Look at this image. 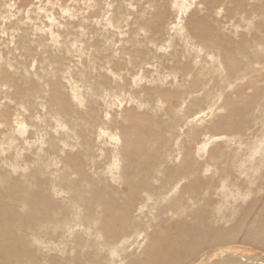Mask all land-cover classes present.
Masks as SVG:
<instances>
[{"label":"bare ground","instance_id":"obj_1","mask_svg":"<svg viewBox=\"0 0 264 264\" xmlns=\"http://www.w3.org/2000/svg\"><path fill=\"white\" fill-rule=\"evenodd\" d=\"M195 1L198 3L196 4ZM245 1L247 0H201V1L175 0V2L172 1L174 2L173 6L178 7L179 11L177 12H179V16L182 18L183 16H186V18L185 20H183L184 23L182 24H180V20L177 21V24L175 26L173 25L170 31L173 29V32L180 37L181 39L180 42L184 41L183 43L187 45L191 42H195V43L198 42V45L193 44V45H197L195 49L200 50L201 47L206 49V51L208 50L210 53H213L209 57L213 61H215V59L217 58L216 64L219 60L218 58H220L219 55H223L225 57V61L224 63L218 64L219 66L217 65V67H219L217 71L221 72L222 75L224 74L223 75L224 77L221 76V80L225 81V79H227L225 82L228 83L232 82L231 79L232 77L229 78L230 80L228 79V76H230L228 74H230L231 72L233 74H236L235 76L236 78L238 77L239 72H243L247 68L249 70L254 69L250 67L251 66L250 64L257 62H261V64H264V55H262L264 54V44H263L264 31H262L264 27V23L257 24L255 23V21L257 20H253L254 21L253 23H255V25L254 24L252 25V22L250 21L249 18H247V20H245L246 19L245 18L244 21L242 18L241 19L242 21L240 20L243 23L242 28L245 29L248 28V30H251L249 28L252 27L254 29L253 31L256 30L255 31L256 37L254 34L253 36H251V39L247 41L246 39H243V41L240 39L236 43L235 51H230L226 49L221 44L220 39L215 38V35L217 33H220L224 29H228V28H233L231 30L240 29V24H239L240 21H237L235 19H238L242 16L243 17L252 16L255 17V19H257L256 15H259L256 14L257 11H260V14L262 13L264 15V5L262 6L264 2H260L261 3L260 5L251 3L252 5H250V7L248 8L249 6L248 4L251 1L248 2V4ZM145 5L148 4L146 3ZM192 5L193 7H196L195 8L196 11H190L189 13V9ZM202 5H204V9H202L203 7ZM156 7L159 9V13H160L159 15L158 13L156 14L166 19L167 16L166 8H168V5L165 4V2H163L160 3L159 5H155V8ZM148 9H152V8H148ZM172 9L173 8H171L170 10ZM213 9L215 11L217 10L216 14L219 15L221 20H218V22H216L215 20H211V19L209 20L208 17L206 16L201 17L203 14L207 15L205 10L212 11ZM219 9H221V11ZM200 10H203L204 13L200 12ZM156 14L155 16H153V14L152 15L150 14L148 16H153L156 18L157 16ZM27 19L30 21V18H26V20ZM147 22L149 23V21ZM161 22L164 23L163 21H160V23ZM262 22L264 21L262 20ZM145 24L146 26L148 25L147 23ZM147 28H148L147 30H149L150 27ZM141 29H139L140 32L144 28L142 30ZM185 33L187 35L188 34L191 35L193 38L188 37ZM153 34L151 36H153ZM251 41L253 42V45ZM167 45H168L167 47L171 48L169 44ZM187 45H185L184 47H188ZM219 46L222 48L218 49ZM190 48L193 49L194 47H190ZM169 56L171 55L169 54ZM191 57H193V55ZM171 58H173V56H171ZM180 64L182 63L180 62ZM255 71L257 72V70ZM197 72L200 74L199 71ZM256 72L255 75L257 76V74L260 72H258L257 74ZM243 74L245 75V73ZM247 75L245 77H247ZM243 76L241 75L242 78ZM204 77L206 78V76ZM247 78L249 79V77ZM248 79L246 81H248ZM156 80L158 81V79ZM255 80H256L255 82L257 83V79ZM234 81H237L238 83L240 82V80H235V79ZM12 82L13 81L11 80L10 84ZM192 82H194L193 84H195L194 87L195 89L193 88V90L191 91L192 94H200L199 92L204 93V90L206 88L202 89L204 86L201 83L202 81L200 77H195L192 80ZM258 84L260 83H257L256 85ZM262 84L264 85V81ZM229 85H225V86H229ZM10 86H12L11 88L9 87L10 89H15V90L16 88L19 89L17 83H12ZM231 86L232 89L230 90L232 91L234 89H238L237 86L236 88L234 87L233 82ZM242 87L243 84L242 85L240 84L239 88ZM226 88L227 90L229 89L228 87ZM78 89L77 92H80V89L79 91ZM215 89L217 90L218 88ZM21 90H23L24 93L25 91H28L29 88L21 89ZM75 90L76 89L72 91L73 93L71 92L72 95H70V97L73 99V101L75 100V102L76 101L78 102V99H81L82 97L78 98ZM238 91L240 93V89H238ZM32 92L34 91L32 90ZM211 93L213 94V92ZM239 93L237 94L239 95ZM241 93L246 94L244 91H242ZM242 94H240V96ZM251 94L252 93L250 92V95ZM153 95L155 96V94ZM28 96L29 95H27V97ZM173 96H174L173 100L175 99L176 102H178V104L175 106L171 105L173 101L172 99H170V96L169 98L168 96H163L164 99H162L163 101L167 102V106L165 108L166 111L164 112L170 114L168 126L163 124L162 121L160 120L156 121V117L155 119L152 120L150 119L151 116L148 118V116L144 115L145 117L144 118V117H140V115L136 114L134 111H128L125 113L122 123H119L121 124V126H119L120 134L114 133L113 136L112 134L109 135L108 133L106 134L101 133L100 137L102 138L105 137L109 141V143L106 142V144L107 143L110 144L113 141L119 142L116 143V145H113L114 147L111 146L112 144L110 145L107 144L108 146H111L113 148L112 149L109 148L111 154L109 155L111 164L110 162L107 163L106 168H104L105 166L101 167L98 164L97 166L95 165V167H93V169L95 168L96 171L91 173V167H89L90 163L83 165L82 161L79 159V155L77 154H79L80 152L76 153L75 155H67L69 153L66 154V152H64L63 156L62 153L61 156H58L59 160L58 157L55 155V158L49 159L46 163L39 164V166L36 165L37 168L40 167V165L41 166L43 165L44 171L46 172L49 171L48 169L50 166H52L53 168V166L57 167L59 165H61L66 169L72 170V172L69 173L70 175H68V177L64 173H62L61 179L58 178L59 176L57 178H54L52 177L53 176L52 175L51 178H49L50 182L45 180L44 184L49 183L48 184L49 188L47 190L43 189L44 191H46V194L49 192V190H51L52 187H58L59 189H54L55 191L53 190V192H55L56 194H52V196L50 195L48 196L45 194V192H40L41 188L39 187L38 189L36 186H35L36 189L40 191L34 193L33 192L34 189H32V187L29 185L31 184L29 183L31 181L30 176H28L26 180L25 179L19 181L17 180L18 182L16 183L10 184L11 183L10 181V183H8L6 186H3L4 189L1 187L2 190H5L10 184L9 188L7 189L8 190L11 189L12 191L15 190V192H13L15 194H12V191L10 193L12 194L13 199H17V200L20 199L22 200V202H28L31 204V206H29L28 204L22 206V208L20 209V213L22 214L16 213L18 212L16 210L15 212L13 209H9L10 210L8 214L9 216L6 215L7 217L4 216L5 218L0 217L3 218L1 221H3L4 223V224H0V230H1L0 252L2 253L1 246L10 245L12 249H9V252L10 254L13 255V256L11 255V257H14L15 259L14 262H17L14 264H23V263L39 264L41 258L43 259V260L41 259V261L44 264H62L64 263V261H66L67 264H70L68 259H70L71 257H69V255L70 256L73 255L78 250V247H80L81 250L80 253H82V255L85 256L86 260L87 258L89 259L88 261L82 262L85 264H184L190 262V260L196 256H198V260L200 258V260L196 264H264V254H260V252H264V139L259 140L260 138H258L257 136L252 138L251 137L252 132L250 133V137H249V135L248 134L246 135V133H249L250 130L247 131L245 127L246 120L252 121L254 118L256 119V115H258L259 117L262 116V121H263L264 86L258 88L257 92L249 96L248 99L239 100L240 96H237L239 100L238 103L236 101L237 99L231 101L232 99L230 98L231 100H229L228 95H227L228 98L223 97L224 98L222 101L223 110H226V112H230V114L227 113L228 115L237 117L239 113V116L237 120L235 118L236 121H231V122L224 121L225 119H227L228 115L220 119L218 118L217 123L216 124L214 123V125L210 127V128H215L218 132L222 131L221 133H223V131L227 132V135L229 136V137L227 136V138L223 140V142H225L224 144L226 145V147H224L226 148V150L222 149L221 150L222 152L219 149L220 147L215 146L213 149L210 148L212 140H214L211 137L214 138V135L204 136L203 142L201 144L198 143L200 146L198 145L199 147L197 149L193 148L192 144L190 143L191 140L188 143H185V141H183V146L182 145L179 146L178 144L175 143L176 141H174L172 138L176 146L175 151H177L174 157H172L171 152L173 151L172 150L173 148L171 150L167 148L169 146L165 132L169 134L168 130H171L173 128V122L175 123L177 121V116L180 115L177 110L181 111V113H183V111L185 110L184 107L185 104L181 93L180 95L175 93V95ZM233 96L231 95L230 97ZM241 97H243V95ZM55 98H57V96ZM194 99H196V97ZM159 100L161 101L160 97ZM68 101L67 100L62 101L64 105L62 106V112L66 113L67 116L69 114H72L70 116L76 115L75 116L76 118H71L72 119L71 121L73 120L78 121L80 119L81 122L80 124L83 127L82 128L83 130L79 136H76V134L73 136V140L75 141L73 147L77 146L80 150L81 149H84V151L88 150V152H86L84 156L86 159H88L90 158L89 152L91 151V148L94 147L92 146L91 142L89 143V141L87 140V134L90 135L91 132H94L95 129L94 124L88 121L89 116L87 117L85 112L83 113L80 112L78 108L74 106L72 108L73 102L72 105L69 106ZM76 104L77 106L79 105L81 107L80 102ZM19 105L21 107V103H19ZM234 105H236L237 107H234ZM191 106H197V104H193V105L190 104L189 111H191L192 108ZM70 108L72 109L69 110ZM182 108H184L183 111ZM23 109H21V111ZM73 113L75 115H73ZM191 113L190 115H188V112L184 111L185 114L184 117L186 119L184 128L190 126L191 123H196L197 121L202 120L200 117L192 118L194 116ZM48 114L45 115V117L46 116L48 117ZM121 116L123 115H120V117ZM212 116H214V114H212ZM38 118L40 119V117ZM58 118L60 117H58L57 114L54 115V117L52 118L56 122L57 126H59L57 122ZM83 118L85 119L87 118V120H84ZM4 120L5 121L7 120V116ZM14 123L17 126L13 128L14 129L13 135L10 136L8 139L10 148L11 145H13L14 141L16 140L15 137L20 136L21 133L26 130L25 125L24 126L22 125L23 123L22 120L21 122H19L17 119H15ZM170 123L172 124L170 125ZM144 124L145 126L140 128ZM260 124L262 125V122ZM5 125L6 124L4 123V126ZM253 125H255V123ZM62 126L63 124L59 129H62ZM66 126L64 127L66 128ZM34 128L36 127L34 126ZM159 128L163 130L161 131ZM166 129L168 130L166 131ZM191 129L193 130V128ZM98 130L99 132L102 131L100 128H98ZM257 131L256 134L259 137L262 136V138H264V126L262 127L260 126L259 129H257ZM186 132L188 134L192 133L190 131V128ZM235 132L238 134H235ZM64 134L66 133L63 132L62 135ZM93 134L94 133H92V135ZM179 134L182 135L181 138H183V135H185L180 128H179ZM79 137H81L80 140H77V138ZM193 137L196 136H194L193 134ZM94 139H95L94 141L96 142L97 141L96 136ZM43 141L44 140L41 139V140H37L36 142L25 143L28 146V149L29 148L35 149L33 153L36 160V161L33 160V162L35 163L39 162L38 159L40 158L42 153H44V151H42L41 149L42 144L45 142ZM120 141L123 143L122 144L123 152L126 151L127 153L128 150L130 152H132L133 150L135 151V154L137 153V155L133 157H127L125 159L126 164L124 163L125 165L123 169L121 168L122 162L119 163V159L121 156L118 154V147ZM63 142L64 141L60 140V143L63 144ZM64 145L63 147H65ZM193 145L196 146L197 144H193ZM67 146L69 145L66 144V147ZM15 148L16 147L13 148L14 151H16ZM54 150H56V148H54ZM141 152H143V155L139 156L138 153L140 154ZM100 154L102 156V152ZM92 156L94 155L91 154V158ZM170 156L172 157V159H175V157L177 156L175 160L177 162L174 163V165H169ZM13 165H15L14 162ZM13 165L11 164V167H13ZM112 169H114V172L120 170V173L119 175H117L116 172L114 177H112L114 174L110 175L112 180L111 182L116 180L118 184L121 180H124L123 184L126 188L125 191L122 192L119 188H115V187L110 188L112 183L108 185L109 178H107V175L109 177V173L110 174L113 173L110 172L112 171ZM38 170L40 171L41 168H39ZM123 170L125 172L124 175H123ZM35 171L36 170L34 167V172ZM71 175H73L72 176L73 178L71 177ZM67 191H70L69 192L70 194H68ZM256 191L257 192L261 191L262 195L256 197V195H254V192ZM185 194H187L188 196L187 195L185 196ZM9 196L10 195H8L7 197L1 196L0 202L7 200L12 201V197ZM59 196H64V198L65 196L66 197L71 196V199L68 200L64 199V201H67L65 202L66 204L64 205L60 202V200H57ZM176 196H179L178 198L179 200L176 198ZM181 196L183 200L180 198ZM60 199L62 200V198ZM70 202L72 203V205L69 204ZM56 207L58 209V212L54 213L53 210ZM93 207L94 209L99 208L101 210V212L97 210L95 211L97 215L106 216L102 222V227L104 228L103 230L105 231V234L104 235H100V233L93 234L88 229H84L81 226H79L81 228H78L79 233H77L76 235L72 234L70 224L73 225L74 227L76 223H81V219H83L84 214L86 213L88 214ZM26 210L27 212H25ZM104 210L106 211L103 212ZM53 213L56 215H53ZM57 214L60 215V219L62 220L59 219ZM62 214H64L65 216ZM183 216H191L190 217L191 219L189 218L186 221L183 219L184 218ZM41 219L47 220L48 226L46 228L47 229L46 231H41L42 229L39 230L38 229L39 226L38 228H36L37 223L40 222L39 220ZM160 219H162V221L165 223V225H163L165 226V228L159 225ZM69 220L71 223H69ZM230 220H234V224L232 225V227L231 226L227 227L226 225ZM27 223L32 225L29 226L28 224V226L32 228L31 231L33 230L35 235L32 241L33 244L32 246L33 247L41 246L43 249V252H41L40 253L41 255H39L41 257L38 256L35 259H34L35 255L33 253L35 251L32 252V255L29 254L30 250L28 249L29 248L27 246L28 244L25 242L22 236L20 237L15 236V234L18 233V228L22 224H27ZM151 224H156L160 226L159 232H154L152 234V239H151L153 242L146 244L147 240H149L148 229L149 227H151ZM20 231L22 232L23 230ZM170 231H172L171 235H174L176 237L174 238L176 239V241L168 240L170 238L168 237L170 235ZM40 234H44L46 239L49 238L55 239V243L59 242V246L60 244H63L62 251L61 250L57 251V248L59 247L58 244L56 246L55 243L54 244L51 243L50 240L47 242L45 240H44L45 242L44 241L42 242V240L39 241L37 236ZM76 238L77 241L75 240ZM236 243H239L238 245L239 249L236 246H234ZM48 244L49 245L53 244V245L49 247ZM164 245H166L168 249ZM52 247L53 249H51ZM214 247H218V248H215V250H210L211 251L210 253L205 252V250L213 249ZM247 247L249 248L251 247L250 249L251 252H249L250 250H248ZM254 251H256L257 253L253 254ZM57 252L60 253L59 256L57 255L58 254ZM202 252L206 254L203 255ZM238 253H240V255ZM78 254L79 253H77V255ZM55 255H57L58 257H56ZM8 259L10 258H7L5 256V264H11L9 262L7 263V261H9ZM73 262L75 263L74 260ZM82 263L77 262L75 264H82Z\"/></svg>","mask_w":264,"mask_h":264},{"label":"rangeland","instance_id":"obj_2","mask_svg":"<svg viewBox=\"0 0 264 264\" xmlns=\"http://www.w3.org/2000/svg\"><path fill=\"white\" fill-rule=\"evenodd\" d=\"M161 1L165 2V4L168 5V8H166L167 11L166 19H164L161 16H158L160 14L159 9L157 7H156L157 9L155 8V5H159L160 3H163ZM172 1L175 2V0H103V1L102 0H86V1L85 0H47V1L46 0H0V73H3L0 74V129L2 130V131L0 130V162H1L0 163V182H1L0 198L1 196L7 197L8 195H10L9 197H12V201L7 200V201H3L4 203L2 201L0 202L1 205L0 209L2 208L0 211V217L5 218L9 216L8 215L10 211L9 209H13L14 211L16 210L18 211V212L15 211L16 213L22 214L20 213V209L22 208V206H25L26 204L31 206V204L28 202H22V200L20 199L19 200L13 199L12 194H15L13 193L15 192V190L12 191L11 189L9 190L7 189L9 188L10 184L16 183L19 180H23V179L26 180L27 177L30 176L31 181L29 183L31 184L29 185L32 187V189H34L33 192L34 193L39 192L40 190L38 189L40 187L41 188L40 192H45L46 194V191L44 190H47L49 188L48 182H50L49 178H51L52 175H53L52 177L54 178H57L59 176L58 177L59 179L62 178L61 177L62 173H64L67 177L68 175H70L69 173L72 172V170L66 169L61 165L57 167L53 166V168L52 166H50L51 168L49 167L48 169L49 171L47 172L44 171L43 165L42 166L40 165V167L38 168L36 167V165L39 166V164L46 163L49 159L55 158V155L58 157L61 156L62 153L63 156L64 152H66V154L69 153L67 155H75L76 153L80 152L79 154H77L79 155V159L82 161L83 165L90 163L89 167H91V173L96 171L95 168H94L95 170L93 169L95 165L97 166L99 164L101 167L105 166L104 168H106L107 163L110 162L111 164V160L109 158V155H111L110 149L114 147L113 145H116V143L119 142L113 141L112 143H110L112 144L111 146L113 147L108 146L110 145L108 144L109 143L108 139L105 137L102 138L100 137V135L101 133L104 134L108 133L109 135L112 134L113 136L114 133L120 134L119 126H121V124L119 123H122L126 112L134 111L136 114H139L140 117H144L145 115L148 116L149 118L151 116L150 119L152 120L155 119L156 117V121L160 120L162 121L163 124L168 126L170 114L164 112L166 111L165 108L167 106V102L162 100L164 99L163 96H168V98L170 96V99H172L173 101V102L171 101L173 103V104L171 103V105L175 106L178 104V102H176L175 99L173 100L174 98L173 95H175V93L180 95L181 93L185 104L184 111L188 112V115H190V113L192 112L191 114L194 116L192 118L200 117L202 119L201 121H197L196 123H191L190 126L184 128L185 120H186L184 117L185 115L183 111L184 108H182L183 113L177 110L178 113L180 114L179 116H181L182 118L177 116V121L175 123L173 122V128L171 130L166 129V131L167 130L169 131V134L165 132L169 146L167 148L170 150L173 148L172 149L173 151L171 152L172 157H174V155L177 153V151H175L176 150L175 143L178 144L179 146L180 145L183 146V141H185V143H188L191 140L190 143L192 144L193 148L197 149L200 146L199 144L203 142L204 136L207 135L208 136L214 135V138L211 137L214 140H212L210 148L213 149L216 146V147H220L219 148L220 151L222 149L226 150V148H224L226 147V145L224 144L225 142H223V140L227 138L228 136L227 132L223 131V133H221L222 131L218 132L215 128H210V127L213 126L214 123L215 124L217 123L218 118L220 119L224 116H227L228 115L227 113L230 114V112H226V110H223L222 108V103H223L222 101L225 97H227V95L229 96V98L227 97L229 100L232 99L231 101H234L237 99L236 101L238 103L239 100L248 99L249 96L257 92L258 88L264 86L262 84L264 81V76H263L264 64H261V62L250 64L251 65L250 67L254 69L249 70L247 68L245 71L239 72V75L241 74L242 76L244 75L243 73H245L243 78L241 77V75L240 76L238 75V77L235 78L236 74H233L232 72L228 74L230 75L228 76V79L232 77L231 79L233 85L235 88L237 86V88L240 89V93L238 89H234L233 90L234 92L230 90L232 89L231 88L232 82L231 83L229 82L230 83L229 85L228 82H225L227 79H225V81L224 80L222 81L221 76H223L224 74L222 75L221 72L217 71L219 68L217 67V65L220 63H224L225 61V57L223 55H219L220 58L218 59L220 60V62L218 60L216 64L217 58L216 59L214 58L215 61H213L209 57L213 53H210L208 50L206 51V49L201 47L200 50L195 49L196 46L198 45V42L196 43L191 42L187 45L183 43L184 41L180 42L181 40L180 37L173 32V29L170 31L171 27L177 24V21L180 20V24H182L184 23L183 20H185L186 18V16H183V18L179 16V12H177L179 11L178 7L173 6L174 2ZM253 1L256 0L245 1L247 2V4L248 2H250L248 4L249 5L248 8L250 7V5H252L251 3L260 5L261 4L260 2H264V0L262 1L257 0L256 2ZM146 3L148 5H145ZM195 3L197 4L198 2L195 1ZM263 5L264 4H262V6ZM202 6H203L202 9H204V5ZM148 8H152V9H148ZM171 8L173 9L170 10ZM195 8L196 7H193L192 5L189 9V13L190 11H196ZM219 10L221 11V9ZM200 12H203V10H200ZM205 12L207 13V15L203 14L204 13L203 12L201 13L203 14L201 17L206 16L208 17L209 20L210 19L215 20L216 22H218V20H221L219 15L216 14L217 10L216 11L214 9L212 11L205 10ZM156 13H158V15ZM150 14L151 15L153 14V16H155L156 14L157 16L156 18L153 16H148ZM256 14H259L256 15L257 19H255V17L252 16L251 17L242 16L235 20L240 21L243 18L244 21L245 18H246L245 20L249 18L250 21L252 22V25L253 24L255 25V23L257 24L264 23L262 22V20L264 21V19H262L264 18V15L262 13L261 15L260 11H257ZM151 17H153L155 20ZM26 18H30V21L28 19L26 20ZM253 20H257V21L253 23L254 22ZM147 21H149V23ZM160 21H163L164 23L162 22L160 23ZM241 21L239 23L240 29L231 30L233 28H228L222 30L220 33H217L215 35V38H219L221 44L230 51H235L236 43L240 39L242 41L243 39H246L247 41L251 39V36H253L254 34L256 37V32H255L256 30L253 31L254 29L252 27L249 28L251 30H248V28L247 29L242 28L243 23ZM145 23H147L148 25L146 26ZM147 27H150L149 30H151L152 32L147 30L148 29ZM141 28L144 29L142 30ZM139 29H141L144 32L142 31L140 32ZM262 31H264V27ZM149 32H151L152 34L154 33L153 36H151L152 34ZM187 36L193 38L189 34ZM167 41L170 42L168 43ZM251 43L253 45L252 41ZM167 44H169L171 48L167 47L168 46ZM193 44H197V45H193ZM185 45H187L188 47H184ZM190 47H194V48L192 49ZM220 48L222 47L219 46L218 49ZM169 54L173 56V58H171ZM192 55L193 57H191ZM180 62L182 64H180ZM255 70H257V72ZM197 71H199L200 74ZM252 71H255L256 74L258 72L260 73H258L259 75L257 74L256 76L255 72ZM252 73L255 77L252 75ZM246 75L247 77H249L251 82L247 77H245ZM204 76H206V78ZM195 77H200L202 81L201 83L204 86L203 88L202 87L201 88L207 89L204 90V93L201 92H199L200 94L191 93V91L195 87V84H193L194 82H192V80ZM156 79H158V81ZM234 79L240 80V82L238 83L237 81H234ZM247 79L248 81H246ZM255 79H257V83L260 84L256 85L257 83L255 82L256 81ZM11 80L13 81L12 83H17L19 89L17 88L16 90L10 89L12 87L10 86L12 84V83L10 84ZM220 82L224 85H222ZM240 84L241 85L243 84L242 87L243 90L242 88H239ZM225 85H229V86H225ZM226 87H228L229 89L227 90ZM27 88H29V90L23 93V90L21 89H27ZM78 88L80 89V92H77ZM215 88L218 89L216 90ZM74 89H76L75 92L77 93L76 95L78 96V98L82 97L81 99L77 98L78 102L81 103L80 104L81 107L79 105L77 106L76 103L78 102L77 101L75 102V100L73 101V99L70 97V95H72L71 92L74 91ZM32 90L34 92H32ZM242 91H244L246 94H242L241 93ZM211 92H213V94ZM232 92L234 93V96ZM250 92L252 93L251 95ZM228 93L231 94L233 97H230L231 95H229ZM237 93H239V95ZM153 94H155V96ZM240 94H242L243 97H241L242 95L240 96ZM27 95H29L30 97L29 96L27 97ZM32 95L35 96L33 97ZM56 96L58 100L57 98H55ZM237 96H240L239 100ZM159 97L161 98V101L159 100ZM195 97L196 99H194ZM64 100L67 101L69 100L68 101L69 106H71L73 102L72 108L74 106L78 108L80 112L82 113L85 112L86 116L87 117L89 116L88 121L94 124V128H95L94 132H91L90 135L87 134V140L89 141V143L91 142L92 146L95 148V149L91 148V151L89 152L90 158L88 159L84 157L86 152H88V150L85 151L84 149L80 150L76 145L75 146L77 148L73 147L75 144V141L73 140V136L75 134L76 136H79L83 130L82 129L83 127L80 124L81 123L80 119L78 121H74V120L71 121L72 120L71 118H76L75 117L76 115L74 113L73 115L75 116H70L72 114H69L67 116L66 113L62 112V106H64L62 101ZM19 103H21L22 108L20 107ZM28 103L31 105H29ZM32 104L35 106H33ZM190 104L192 105L197 104V106H191L192 107L191 111H189ZM234 107L237 106L234 105ZM72 108H70L69 110H71ZM21 109L23 110L21 111ZM55 112L57 116L60 117L57 119L58 125L60 127L57 126L54 119H52L54 115H56ZM46 113L47 114L49 113L50 117L49 114L48 117L47 116L45 117V115H47ZM212 114H214V116H212ZM120 115L123 116L120 117ZM6 116H7V120L5 121L4 119L6 118ZM238 116L235 117L232 115H228L227 119H225L224 121H230V122L236 121L238 119ZM38 117H40V119ZM20 118L23 121L22 125L23 126L25 125L26 130L23 131L20 136L15 137L16 140L14 141V144L11 145L12 148L11 150V148L9 147L8 139L10 136L13 135V130H14L13 128L17 126L14 123L15 119L21 122ZM83 119L87 120V118L86 119L83 118ZM258 120L260 123L262 122V125L258 122ZM4 123L6 124L5 126ZM254 123L255 125H253ZM62 124H63L62 129L64 130L59 129L61 128ZM171 124L172 123H170V125ZM245 124H246L245 125L246 130L247 131L250 130V132L246 133V135L248 134L250 137V133L252 132L251 135L252 138L257 136L258 138H260L259 140L264 139L262 138V136L259 137L256 134L257 129H259L260 126L261 127L264 126V117L262 121V116L259 117L258 115H256V119L254 118L252 121L246 120ZM34 126L36 128H34ZM64 126H66V128L68 129H66ZM144 126L145 124L140 128ZM98 128H100L102 131L99 132ZM179 128L185 134L183 135V138H181L182 135L179 134ZM189 128L190 131L192 132L190 134L186 132L188 131ZM191 128H193V130ZM160 130L162 131L163 129ZM63 132L66 134L62 135ZM92 133L94 134L92 135ZM193 134L196 137H193ZM235 134L238 133L235 132ZM95 136L97 140L96 142L94 141ZM80 138L81 137L77 138V140H80ZM172 138L174 141H176L175 143L172 140ZM41 139L45 141V142L43 141L44 143L42 144L41 147L44 153H42V155L38 159L39 162L35 163L33 162V160H35V157L33 155L35 149L34 148L28 149V146L25 143L26 142L32 143ZM60 140L64 141L63 144L60 143ZM106 142H108L107 143L108 145L106 144ZM66 144L69 146L66 147ZM122 144L123 143L120 141L118 147V154L121 157L119 156L120 159L119 158L118 159H119V163L122 162L121 168L123 169L124 165L126 164L125 159L127 157H133L137 155V153L135 154V151L133 150L132 152H130L129 150L127 151V153L126 151L123 152ZM193 144H197L196 145L197 147ZM63 145L65 147H63ZM14 147H16L15 148L16 151H14L13 149ZM54 148H56V150H54ZM103 149H105L106 151ZM101 152H102V156L100 154ZM91 154L94 155L92 156V158H91ZM138 155L139 156L143 155V152H141L140 154L138 153ZM172 157L170 156L169 158L170 159L169 165H174V163L177 162L175 161L177 156L175 157V159H172ZM13 162L15 163V165H13ZM32 163L35 165H33ZM11 164L13 165V167H11ZM34 167L36 170L35 172H34ZM39 168H41L42 171L41 170L39 171L38 170ZM110 172L111 173L113 172L112 174L108 172L109 177L107 175V178H109L108 185L112 183L110 188L115 187V188H119L122 192L125 191L126 188L123 184L124 180H121L118 184L116 180L111 182L112 180L110 175L114 174L112 176L114 177L116 172L117 175H119L120 170L114 172V169H112V171ZM45 173L48 174L49 176L46 175ZM124 174L125 172L123 170V175ZM72 176L73 175H71V177ZM45 180L48 181L47 182L48 184H44ZM4 181L6 184L4 183ZM8 183H10L9 186L5 190H2L3 186H6ZM35 186L38 189H36ZM52 188L51 190H49V192L46 195L52 196V194H56L55 192H53V190L59 189L58 187H52ZM11 191L12 194H10ZM69 192L70 191H67L68 194H70ZM4 193L6 194V196ZM186 195L187 194H185V196ZM254 195H256V197H259L262 194L261 191L259 192L256 191L254 192ZM66 196L65 198L64 196H59L57 200H60V202L65 205L66 204L65 202L67 201H64V199L65 200L71 199V196L69 197ZM60 198H62V200ZM176 198L178 199L179 196H176ZM180 198L182 199V196ZM71 202L69 203L70 205H72ZM3 205H5L6 207ZM96 210L101 212L99 208L94 209L93 207L88 214L87 213L84 214L83 219H81V223H76L74 227L73 225L70 224L71 233L76 235L77 233H79L78 228L82 227L84 229H88L93 234L100 233V235H104L105 231L103 230L104 228L102 227V222L106 216L97 215L95 213ZM105 211L106 210H104L103 212ZM25 212H27V210ZM53 212L54 213L58 212L57 207L54 208ZM54 213L53 215H56ZM57 216L60 219V215L57 214ZM183 217H184L183 219L187 221L191 216H183ZM3 218H0V224H4L3 221H1ZM41 220H39L40 222L37 223L36 228H38L39 226L38 228L39 230L42 229L41 231H46L47 230L46 228L48 226L47 220H43V219ZM69 223H71L70 220ZM28 224L29 223L22 224L19 228L17 226L18 233L15 234V236H19V237L22 236V238L28 244L27 246L29 248L28 247L27 248L30 250L29 254L32 255V252L35 251L33 252L35 255L34 256L35 259L39 255H41L40 253L43 252V249L41 246L39 247L32 246L33 245L32 241L35 235L33 230L31 231L32 228L29 227L32 225L29 224L28 226ZM233 224H234V220H230L226 226L232 227ZM159 225L161 226L165 225L162 219H160ZM159 227L160 226L156 224H151V227H149L148 229L149 240H147L146 244L153 242L151 240L152 234L154 232H159ZM163 228H165V226H163ZM20 230L23 231L21 232ZM171 232L172 231H170V235L168 236L170 238L168 240L176 241V239H174L176 237L174 235H171ZM37 237L39 241L42 240L43 242L45 240L47 242L50 240L51 243L53 244L55 243V239L53 238L46 239L44 234H40ZM75 240L77 241V238ZM57 244L59 246V242L55 243L56 246ZM51 245L48 244L49 247ZM238 245L239 243H236L234 246L238 248L239 247ZM164 246L167 247L166 245ZM218 247L205 250V252L210 253L211 252L210 250H215V248ZM1 248H2L1 249L2 253L0 252V264H5V256L7 258H10L8 259L9 261H7V263L8 262L11 264L17 263L14 262L15 259L14 257H11L12 254H10L9 252V249H12L10 245H6V246L3 245L1 246ZM51 249H53V247ZM62 249H63V244H60V246L57 248V251L60 250L62 251ZM247 249L250 250L251 247L250 248L247 247ZM80 252H81L80 247H78V250L73 255L71 256L69 255V257H71L70 259H68L70 264H75L77 262L82 263L83 261L89 260L88 258L86 260L85 256L82 255V253ZM249 252H251V250ZM57 253H58L57 255L59 256L60 253L59 252ZM77 253L79 254L77 255ZM206 253H203V255H205ZM254 253L257 252L254 251L253 254ZM238 254L240 255V253ZM260 254H264V252H260ZM57 255L55 256L58 257ZM41 259L39 261V264H44L42 263ZM73 260L75 261V263L73 262ZM199 260H198V256H196L192 258L190 262L184 264H196ZM62 264H67V263L66 261H64V263Z\"/></svg>","mask_w":264,"mask_h":264}]
</instances>
